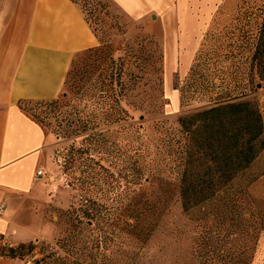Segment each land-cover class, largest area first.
Listing matches in <instances>:
<instances>
[{
  "label": "rangeland",
  "instance_id": "obj_1",
  "mask_svg": "<svg viewBox=\"0 0 264 264\" xmlns=\"http://www.w3.org/2000/svg\"><path fill=\"white\" fill-rule=\"evenodd\" d=\"M74 1L99 44L75 56L58 99L20 104L51 143L38 195L20 199L34 248L13 257L22 243L0 236V264H264V231L250 236L264 227V150L232 182L210 175L214 186L197 190L210 199L188 211L179 182L184 169L204 172L188 162L197 148L180 120L251 101L264 124V85L249 73L264 0H140L131 10ZM79 163L99 165L95 186L82 183ZM145 201L138 236L128 215Z\"/></svg>",
  "mask_w": 264,
  "mask_h": 264
},
{
  "label": "crops",
  "instance_id": "obj_2",
  "mask_svg": "<svg viewBox=\"0 0 264 264\" xmlns=\"http://www.w3.org/2000/svg\"><path fill=\"white\" fill-rule=\"evenodd\" d=\"M131 10L140 0H117ZM99 41L72 0H0V236L24 244L21 197L37 196L51 137L21 108L62 94L75 56Z\"/></svg>",
  "mask_w": 264,
  "mask_h": 264
},
{
  "label": "trees",
  "instance_id": "obj_3",
  "mask_svg": "<svg viewBox=\"0 0 264 264\" xmlns=\"http://www.w3.org/2000/svg\"><path fill=\"white\" fill-rule=\"evenodd\" d=\"M72 1L76 3L74 0ZM249 73L253 82L257 78V84L264 85V16L259 38L250 60ZM108 118L111 119L112 116ZM119 120H123V118L121 117ZM180 123L184 128H187L197 148L195 152L188 155V162L195 163L200 161L199 165L204 166L203 173H191L193 172L192 169H184L183 177L179 181L183 207L188 211L191 207L210 199L209 196L200 197L197 194V190L202 188L205 183L208 184V187L210 185L214 186L213 179L209 178L210 175L217 172L220 175V183L222 182L221 177L224 176L228 181L232 182L251 167L264 150V124L258 106L251 101L220 104L198 113L191 117L189 121L182 119ZM107 132L109 131L103 130L99 136H104ZM145 148L141 136L138 135L137 153L146 152ZM197 154L201 158L196 157ZM142 158L144 159V157ZM204 159H207L209 163L206 164ZM97 166L99 167L97 163H94L93 166L90 163H79L83 174L82 183L87 184L89 188L95 186L94 180L99 174L96 172ZM143 172L144 164L142 163L136 167L137 184H140V180L144 176ZM206 176L210 179L207 182L204 181ZM189 193L195 195L191 197ZM151 209L150 203L145 201L140 209L138 208L133 214L128 215L134 220L133 224L128 225L139 232L141 223L147 214L151 212ZM260 231H264V227L259 230L254 227L251 231V238H256L257 233ZM138 236H141V231ZM146 237L148 235H145V239ZM247 246L250 251L252 249L251 245L250 247L249 245ZM33 248V243L29 245L21 244L17 248H11L10 252L13 257H23L25 256V251H32ZM225 264H250V260L245 258Z\"/></svg>",
  "mask_w": 264,
  "mask_h": 264
},
{
  "label": "built area",
  "instance_id": "obj_4",
  "mask_svg": "<svg viewBox=\"0 0 264 264\" xmlns=\"http://www.w3.org/2000/svg\"><path fill=\"white\" fill-rule=\"evenodd\" d=\"M37 174H38L39 177L42 176L43 175V170H39Z\"/></svg>",
  "mask_w": 264,
  "mask_h": 264
},
{
  "label": "water",
  "instance_id": "obj_5",
  "mask_svg": "<svg viewBox=\"0 0 264 264\" xmlns=\"http://www.w3.org/2000/svg\"><path fill=\"white\" fill-rule=\"evenodd\" d=\"M258 87H261V85L259 84Z\"/></svg>",
  "mask_w": 264,
  "mask_h": 264
}]
</instances>
